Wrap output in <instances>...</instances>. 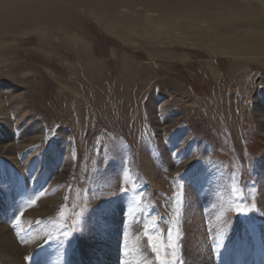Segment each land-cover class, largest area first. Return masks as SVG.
<instances>
[{"label": "rangeland", "instance_id": "1", "mask_svg": "<svg viewBox=\"0 0 264 264\" xmlns=\"http://www.w3.org/2000/svg\"><path fill=\"white\" fill-rule=\"evenodd\" d=\"M253 2L0 0V264H264Z\"/></svg>", "mask_w": 264, "mask_h": 264}, {"label": "bare ground", "instance_id": "2", "mask_svg": "<svg viewBox=\"0 0 264 264\" xmlns=\"http://www.w3.org/2000/svg\"><path fill=\"white\" fill-rule=\"evenodd\" d=\"M259 0H257V2H258ZM251 1H249V3H250ZM254 2H255V0H254ZM254 2H253V4H252V6L254 5ZM151 3V4H150ZM149 4L150 5H152V1L150 2ZM247 3H248V1H247ZM250 5V4H249ZM183 6V5H182ZM209 6V5H208ZM248 6V5H247ZM149 7V6H148ZM168 7V6H167ZM184 7H185V5H184ZM210 7V6H209ZM251 7V6H250ZM150 8H151V6H150ZM153 8V7H152ZM178 8H180V5H179V7ZM155 10V9H154ZM254 10V9H253ZM256 11V10H255ZM210 12V11H209ZM32 13H33V11H32ZM261 13V12H260ZM259 16V15H258ZM257 18V17H256ZM261 18V17H260ZM252 19H254V18H252ZM248 20H251V19H248ZM260 20V19H259ZM257 21V20H256ZM245 22V21H244ZM248 22H250V21H248ZM255 22V21H254ZM252 23V22H251ZM256 24V23H255ZM244 33V32H243ZM243 35V34H242ZM244 35H246V33L244 34ZM56 179H58V177H56ZM6 239H7V241L9 240V245H10V247H16V243H15V241H14V239H13V236L11 237L10 235H7V237H6ZM35 240V239H34ZM31 242V241H30ZM236 242V239L235 238H232L231 239V248L230 249H228V252H230L231 253V257L235 254V252L237 253L241 248H239V245L240 244H238V243H235ZM33 244V243H32ZM263 244H264V242H263ZM33 247V246H32ZM83 247L81 246V248H80V250H78V256L76 257V259H75V262H76V264H90V262H87L86 260H87V258H88V254H85L86 252H84L85 250H86V248H83ZM233 249V250H232ZM263 249V251H264V247L262 248ZM244 250H246V247L244 246ZM93 252V251H92ZM88 253V252H87ZM227 253V252H226ZM115 255V246L112 244H110L109 245V247H108V250H107V252H106V254H105V257H109V263L108 264H114L115 263V257H116V255ZM0 256L2 257V258H4V259H7L8 257H9V253H4V252H2L1 250H0ZM95 256V255H94ZM236 257V256H235ZM238 257V256H237ZM85 258H86V260H85ZM93 260H95V258L93 259ZM240 260V259H239ZM238 259L236 260H233V258H232V261H231V264H238L237 262L239 261ZM100 264H101V262H100Z\"/></svg>", "mask_w": 264, "mask_h": 264}, {"label": "snow or ice", "instance_id": "3", "mask_svg": "<svg viewBox=\"0 0 264 264\" xmlns=\"http://www.w3.org/2000/svg\"><path fill=\"white\" fill-rule=\"evenodd\" d=\"M248 209L247 208H244V207H238L236 208V211L237 212H246ZM181 217V212L179 209H177L176 211V219H177V222H179V219ZM179 230H177V239H179ZM153 251H157V249L155 248V246L153 247ZM178 261H179V258L175 256V254H173V261L172 262H169V261H166V260H162L161 261V264H178Z\"/></svg>", "mask_w": 264, "mask_h": 264}]
</instances>
